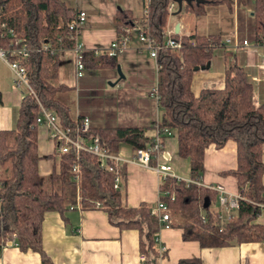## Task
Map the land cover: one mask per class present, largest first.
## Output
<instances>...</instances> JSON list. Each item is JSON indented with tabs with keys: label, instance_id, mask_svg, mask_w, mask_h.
Masks as SVG:
<instances>
[{
	"label": "trees",
	"instance_id": "1",
	"mask_svg": "<svg viewBox=\"0 0 264 264\" xmlns=\"http://www.w3.org/2000/svg\"><path fill=\"white\" fill-rule=\"evenodd\" d=\"M231 1L192 0L185 2L183 9L201 16L207 5ZM249 1L253 11V38L259 40L264 32V0ZM170 2L147 0V12L139 19L158 43L165 39L163 29L170 14ZM74 11L66 0H0V47L10 48L18 44L17 38L25 39L32 49L23 60L29 83L40 102L57 112L64 125H73L83 115L74 111L72 88L57 81V53L43 50L41 44L48 40L55 47H70L72 42L66 33ZM135 21L128 9L116 13L118 32ZM131 35L138 37L137 31ZM172 35L181 40V48L162 46L156 55V95L161 107L157 124L176 131L178 154L189 159L192 180L201 179L205 148L209 144L221 147L233 139L237 163L228 172L236 177L238 191L244 198L239 200L232 216L221 222L218 209L212 206L217 200L214 189L166 176L160 179L159 188L168 191L160 196L167 203L168 224L181 227L184 239H195L203 247L261 240L263 228L256 217L260 203L264 204V102L253 104L250 79L245 69L234 63L225 68L222 87L202 88L195 95L191 90L194 67L210 60L213 46L220 45L222 39L214 33ZM83 61L85 68L117 66L116 56L95 55L92 50H84ZM37 114L36 98L25 93L16 126L0 129V246L14 238L20 249L38 251L42 264H53L42 245L44 213L57 210L64 215L65 210L78 204L81 209H103L109 221L120 228H136L140 252L145 254L142 264H159V259L167 256V248L160 250L156 237L164 223L152 212L151 203L127 204L124 163L115 165L120 174V188L114 186L115 171L101 166L96 155L74 147L59 156L58 169L48 175L40 174ZM145 130L140 125L95 127L90 124L85 134L87 137L98 135L108 152L118 153L120 143H127L134 151L150 144L151 138ZM50 156L55 157L56 153ZM150 162L155 164V157ZM74 164L78 166L76 172L72 170ZM205 197L209 200L206 207ZM96 201L100 202L98 207ZM178 264L202 263L198 257H188L181 258Z\"/></svg>",
	"mask_w": 264,
	"mask_h": 264
},
{
	"label": "crops",
	"instance_id": "2",
	"mask_svg": "<svg viewBox=\"0 0 264 264\" xmlns=\"http://www.w3.org/2000/svg\"><path fill=\"white\" fill-rule=\"evenodd\" d=\"M73 8H83L87 18L79 33L85 50L104 49L116 36V13L120 9L131 11L139 21L145 13V0H66ZM165 28L173 33L219 34L238 40L247 39L248 45L233 49L231 44L213 46L208 68L196 69L191 90L197 95L202 88H220L224 82L225 68L234 63L245 69L252 85V102H264V41L253 38V11L251 1L232 0L230 4L207 5L205 14L196 16L185 11L173 1ZM185 2H183V5ZM178 32H175L176 24ZM124 76L116 67L85 68L77 77L73 53L62 49L57 53V81L72 88L75 113L86 115L95 127L140 125L152 138L161 117V107L156 95L158 66L156 59L136 35L131 37L127 49L116 56ZM1 61V60H0ZM1 63L7 65L4 61ZM8 66V65H7ZM9 68V66H8ZM16 92H19L14 88ZM20 93V94H19ZM18 93L19 108L22 92ZM6 98V97H5ZM0 89V129L12 128V122L1 107L6 100ZM163 155L173 172L182 179L190 178V161L178 154L177 135L174 129L161 135ZM37 146L40 159L39 172L52 173L55 168L54 143L44 123L38 124ZM118 154L128 159L124 165L126 202L136 206L145 201L155 205L161 196L160 176L134 159L135 151L127 143H120ZM264 158V144L262 145ZM52 158V160H51ZM203 184L221 183L230 193L238 191L236 177L228 170L236 167V142L228 139L221 147L209 144L204 151ZM58 169V168H57ZM264 183V175L262 177ZM219 209V203L212 204ZM256 221L264 234V204ZM42 245L53 264H142L139 249V232L136 228H120L112 224L101 208L81 209L78 204L64 211L44 213L41 226ZM159 240L167 248V256L159 264H178L181 258L198 257L202 264H264V235L258 241L233 242L224 246L203 247L195 239H184L182 228L161 227ZM0 264H42L40 253L31 248L20 249L9 240L0 246Z\"/></svg>",
	"mask_w": 264,
	"mask_h": 264
},
{
	"label": "built area",
	"instance_id": "3",
	"mask_svg": "<svg viewBox=\"0 0 264 264\" xmlns=\"http://www.w3.org/2000/svg\"><path fill=\"white\" fill-rule=\"evenodd\" d=\"M147 0H145L146 3ZM174 4L170 2L168 4V10L171 12L173 10ZM147 12V7L145 4V13ZM87 18V12L83 8H75L74 15L68 23V30L66 33L67 39L72 42L70 47H63L61 45L55 47L50 44L48 40H43L41 48L50 53H58L62 49H70L73 53L74 60V71L77 77L83 75L85 65L83 61L84 47L82 42L79 40V33L82 25L85 23ZM165 39L163 43H158L154 40L152 36L146 31V27L141 25L139 21H135V24L128 25L122 28V32H118L116 36L110 41V43L104 49L94 48L92 51L95 55L101 53L108 56H118L124 52L132 37V32L137 31L138 39L143 43V45L149 50L152 57L156 59L158 49L162 46H169L173 49L179 50L181 48V40L176 39L172 34V29L164 27ZM261 38L258 41H264V32L261 33ZM61 40V36L57 37V41ZM14 45L10 48L0 47V60L4 61L13 73V85L16 88L21 89L23 96L25 93H31L36 98L38 103V114L36 116V121L38 124L44 123L47 127L49 137L54 143V152L59 157L62 153L67 152L71 147L75 149L84 150L97 156L100 165L115 171L116 175L114 177V186L117 188L121 187L120 184V174L115 169V165L119 163H125L128 159L120 156L118 153L108 152L100 143L98 135H92L87 137L85 132L90 127V119L88 116L83 115L74 122L73 125H64L60 119V116L54 110L44 106L38 99L34 89L28 80V70L23 64L30 51L32 50L24 38H17ZM229 43L233 49L246 47L248 45L247 39L238 40L236 38L225 37L220 43ZM171 129L168 127L159 126L156 123L155 135L151 138V143L145 147H140L135 150L134 159L146 167H150L156 171L160 178H165L166 176H173L177 180L182 178L176 175L171 166L166 162L163 155L161 135L162 133H169ZM157 152V155H153ZM155 157L156 163L152 164L151 158ZM73 172L78 170L77 164H74L72 168ZM186 182L194 181L196 183L202 184L209 188L214 189L217 192V201L219 203L218 218L221 222L228 220L232 216V211L239 206V200L243 199L244 196L240 194L239 191L235 193H230L226 190L223 184H203L200 180H192L191 178L183 179ZM162 194H168L167 190H162ZM173 198V196H172ZM100 202L96 201V206L98 207ZM260 205H263L260 203ZM152 212L159 215V220L164 223L162 227H170L168 220L170 218L169 211L167 209V203L159 198L152 208ZM159 244V249H165V245L159 240L158 235L156 236ZM10 243L15 245L16 241L14 238L9 240ZM141 260L145 259V254L140 255Z\"/></svg>",
	"mask_w": 264,
	"mask_h": 264
},
{
	"label": "rangeland",
	"instance_id": "4",
	"mask_svg": "<svg viewBox=\"0 0 264 264\" xmlns=\"http://www.w3.org/2000/svg\"><path fill=\"white\" fill-rule=\"evenodd\" d=\"M122 71V70H121ZM16 88L13 85V73L10 68H8L7 65L1 63L0 61V89L3 91V96L6 100H4L3 105L1 106L3 108V113L5 114V117L8 118V122H12L13 127L16 126L17 122V115H18V105H17V98L18 93L21 92V89L16 88L19 92H16L14 90ZM20 94V93H19ZM52 160V158H51ZM55 161V168H59V157L56 155L54 157ZM216 201L214 202V204Z\"/></svg>",
	"mask_w": 264,
	"mask_h": 264
},
{
	"label": "water",
	"instance_id": "5",
	"mask_svg": "<svg viewBox=\"0 0 264 264\" xmlns=\"http://www.w3.org/2000/svg\"><path fill=\"white\" fill-rule=\"evenodd\" d=\"M176 1L178 4V10L180 11L183 7V2H191L192 0H173ZM197 1H201V0H197ZM179 29V24L177 23L175 26V32H178ZM210 66V60L206 61V63L202 64V65H196L194 68L195 69H199V68H208ZM117 71L120 74V76H124V74L121 71L120 65L117 64ZM209 204V200L208 197H205V201H204V206L206 207Z\"/></svg>",
	"mask_w": 264,
	"mask_h": 264
}]
</instances>
